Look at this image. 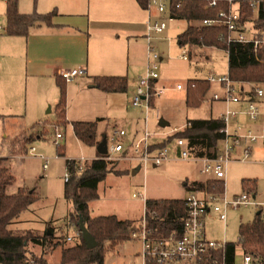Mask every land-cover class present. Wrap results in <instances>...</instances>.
<instances>
[{
    "label": "rangeland",
    "instance_id": "1",
    "mask_svg": "<svg viewBox=\"0 0 264 264\" xmlns=\"http://www.w3.org/2000/svg\"><path fill=\"white\" fill-rule=\"evenodd\" d=\"M1 11L2 0H0V12ZM150 11L157 14L155 8H151ZM160 16L166 19L167 26L163 33L156 35L157 38L152 39L151 44L154 46L155 51L162 57V60L157 63V72L161 82H171V84L173 83V88H175L176 84L180 83L185 89L187 80L190 79V77H216L212 73H217L219 75L226 72L227 54L221 49L191 47L192 54L188 61L179 58L182 50L187 51L189 46H179L176 42L177 35L181 33L187 25L197 27L199 24L198 21L187 22L184 19L174 18L168 20L166 14ZM130 48L131 74H136L142 67H145V71L147 65L145 38H138L134 41V44L130 45ZM121 50L124 56H127V51L129 50L128 45L124 44L123 47L121 45ZM254 84L258 85L264 91V83ZM212 88H214L213 83ZM120 95H122V93H120ZM179 95L182 99L183 92L177 93L174 90H172V92L168 91L165 92L162 99L156 101L155 107L153 106V109L149 111L146 117L147 130L149 132L159 130L160 121L165 122L167 126L165 128L166 130L174 125H182L186 117L194 115L196 110H190L186 114L184 113L182 104H180V100L178 99ZM166 96L167 99H164ZM132 97V93H129L128 98L123 97L120 108L125 110L128 99L131 100ZM174 98H177L176 101ZM73 104V106L79 105V101L76 103L74 99ZM132 109L136 112V120L139 119L143 121L145 119L146 114L143 108L139 107ZM16 110L17 109L10 107L0 108V114L4 115L0 116V154L11 156L10 171L14 178V182L7 188V193L11 194L17 186H25L35 191V195L38 198L31 203L26 210L22 211V218L21 221L17 223V228L20 230H37L41 228L43 220H50L54 224L57 223V226L62 229L55 232V235H51L52 238L50 241L52 246L29 243L27 254L28 257L33 260L43 259L47 264H59L62 247L74 245L79 241V238L74 237L70 241L65 239L67 236H72L74 234L77 226L68 218L69 212L72 211V204L64 198L62 193L65 164L61 157H57V153L58 150L65 147V151L79 158L81 156L85 157L83 153L87 154L88 150H83V148L79 146L69 126L63 127L65 123H59L57 121L55 112L48 113L46 116L48 121L43 123L37 130L31 129L21 134H17V132V136L8 141L9 143L6 142L7 139L4 135H9V137L13 136L12 132L17 131L20 126H13V124L18 121V118L6 117L5 114H7V112L17 114ZM156 110H158V112L160 111L157 115ZM23 111L24 110L21 109L20 113ZM260 112L261 115L257 120H251L247 116L239 114L228 123V129L233 131L235 130L234 128L239 126L240 128L238 127L236 129L240 132H244L242 124L248 125L254 130H258L259 127L261 128V124L264 128V123H262V121H264V97L261 99ZM24 121L26 125L21 128L26 130H29L32 128L31 126L35 124L28 119H24ZM114 123L116 126L115 129L125 130L126 135L123 137L122 142L124 146L127 147L132 137L130 131L131 126L128 124L123 125L122 122L117 120H115ZM252 128L251 130H253ZM99 129L103 131L105 129L104 124H100ZM115 129H112V133L107 137L108 147L112 144L110 137ZM56 130L61 132L64 136L62 139L58 140V146L54 143ZM109 132L110 130L107 128V133ZM37 136H40V138H37ZM168 137L170 136H166L164 139ZM15 138L20 142L25 139H32V141L26 144L25 150L23 151H19V146L17 145L9 149V144L12 143L11 141ZM101 140L102 138L98 141ZM167 142L170 146L174 143V139L168 140ZM218 144L219 147L222 148L223 143L220 142ZM32 146L36 148L35 153L29 151ZM235 153L236 156H238L239 149H236ZM39 155L49 159L48 167L45 171L42 169V163L38 159ZM106 159L114 163L113 168H115V170L126 167L128 164L131 166V164L135 163V161L129 158V154L124 155L123 152H110L107 154ZM199 168L200 162L198 161L182 159L170 154V157L158 166L153 167L150 165L147 167H140L138 169L139 172L134 176L129 172V175L114 181L115 177L109 175L105 178L104 182L99 184L97 189L98 197L90 203L89 212L94 215L116 214L122 217L140 218L144 214L142 207L143 200L140 196L133 197L132 194L141 191L142 185L145 187V196L148 198H183L186 195L185 183H187V180L204 177V175L199 172ZM222 180L224 183V193L227 196L234 194L239 195L246 191L250 194H255L258 200H264V145L261 144L260 141L255 143L251 158L247 161L231 160L227 165L226 174ZM242 180H247L246 183L248 184L244 185ZM253 182L256 184V188ZM107 185L113 186L107 187ZM256 212V208L249 206L229 208L226 213L225 225L217 214H208L205 219V232L207 238L210 240H225L227 242L236 243L239 238L238 228L240 223L245 224L251 222ZM141 221L142 217L139 221L137 220V225H139ZM33 234L42 236L44 233L39 232L38 234ZM141 249L142 245L139 240L131 239L124 241L116 245L113 249L106 251L104 264H142Z\"/></svg>",
    "mask_w": 264,
    "mask_h": 264
},
{
    "label": "crops",
    "instance_id": "2",
    "mask_svg": "<svg viewBox=\"0 0 264 264\" xmlns=\"http://www.w3.org/2000/svg\"><path fill=\"white\" fill-rule=\"evenodd\" d=\"M9 3L15 4L17 11L21 14H29L32 12L45 14L54 10L55 15L51 18V24L48 25L44 22L36 23L29 29V32L26 36L9 35L4 31L6 26L5 10ZM156 13L157 14H155V12H151L150 10L143 9L136 0H2V11L0 12V108L10 107L17 109V114L7 112L5 116L18 118V121L15 122L13 126H20L18 127L17 131L12 132L13 136L9 137V135H4V137L7 139L6 142L17 136V132V134H21L22 132L30 131L31 129L37 130V128L42 126L43 123L48 121L46 119L48 113H56L55 105L59 99V88L56 80H62V72L75 68L83 69L85 72L84 74L79 75L70 81H66L65 83L66 106L65 124H63V127L69 126L79 146L83 148V150H88L87 154L83 153L87 161L97 157L98 152L96 146H88L78 140L73 133L71 125L72 122H91L100 119L97 122V141L103 137H106L107 141V137H109V135L112 133L111 130L116 128L114 123L115 120L122 122L123 125H130L132 136L138 137L141 135L143 129L145 127L147 128L146 117L149 111L153 109L156 101L162 99L165 92H172V90L177 93L183 92L182 99L180 95L178 96V99L180 100L179 102L182 104L183 111L186 114L190 110H196L194 115L186 117L185 122L180 126L174 125L165 130L167 127L165 124L164 127L160 126L159 130L151 132V141L156 144L166 140L164 139L166 136H172L174 134L172 131L174 128L184 129V126L189 119L220 118L227 108L242 111L245 107L244 102L230 103L227 105L222 101L212 100V95L214 93H221V88L217 83H213L214 88H212V83L209 82V88L206 91L199 106L188 107L186 105L187 84L185 89L183 86L181 89H176L173 88V83L171 84V82H161L159 78L156 83L158 86H164L166 84H171V86H169L164 91L161 97L151 100L150 109L148 112L146 113L143 110L146 114L143 121L135 119L136 112H134V109L132 108L139 107H133L131 105V100L128 99L125 110L120 108L121 101H123L122 98H128L129 93H132V95L135 94L137 79L143 76V74L146 72V70L144 71L145 67H142L136 74H131L132 65L130 63L129 54L131 49L130 45L134 44V41L138 38L143 37L146 40L147 49V23L150 19L160 16L157 11ZM155 38H157V36L153 37V39ZM124 44L128 45L129 47L127 56H124V53L121 50V45L123 47ZM185 46H189L187 50L189 59L190 55L192 54L190 49L191 47L215 48L194 45L190 43L184 45V47ZM224 51L227 54V51ZM160 60H162V57ZM227 70L225 73L219 75L227 74ZM212 74L214 76H219L217 73ZM97 76H125L127 79L126 92L120 95V93L104 92L98 89L94 81V78ZM208 78L209 76L190 77L188 80H207ZM237 84L242 90V96L245 99L253 96L252 91L254 87H259L254 83L237 82ZM262 98L259 99L260 107ZM74 99L76 100V103L79 101V105L73 106ZM164 99H167V96ZM176 99L177 98H174L175 101ZM21 109L24 110L22 113H20ZM159 112L156 110V115ZM0 116L4 115L0 114ZM24 119H28L35 124H33V126H31L32 128L29 130L23 129L21 127H25L24 125H26L24 123ZM100 124H104L105 126L103 131L99 129ZM242 126L244 131L246 128H252L245 124H242ZM107 128L110 130L109 133H107ZM262 129L263 125L261 124V128L259 127L258 130L261 131ZM258 130H254V132H259ZM37 138H40V136H37ZM220 142L221 141L218 143ZM260 143L262 144L261 141ZM170 148L171 155L178 157L177 149L175 148L174 143L170 145ZM60 150L64 153V156L57 155V157H61L64 161V164L66 159H77L76 156H72L67 151H65V147ZM0 156L6 158L4 164L8 168L9 173L12 175L10 171L11 156H5L1 154ZM38 159L43 164V160L39 157ZM191 160L196 161L193 159ZM127 166L118 170H115L114 168V171L108 173L106 177L112 175L115 177V181L118 178L129 175V172L133 176L139 172V170H136L134 173H132V171L136 169L137 166H139L137 162L131 164V166L130 164ZM104 180L101 182H104ZM208 180L212 181L217 179L204 175V177L200 179L194 178L187 180V184H190L194 181L205 182ZM101 182L98 183V186ZM112 186L113 185H107V187ZM20 187L27 189L30 193L35 195L34 190H30L25 186H17L12 193H14ZM254 187L256 188L255 183ZM141 191L144 192L145 199H153L145 196L144 185H142ZM188 191L190 190L186 189V193ZM197 192H200V194L206 193L205 191ZM92 201L94 200L88 202L89 207ZM144 205L145 203L142 201L143 210ZM22 214L23 212H21L19 216L15 218L8 226L9 230H11L16 235H22L26 231L37 234L39 232H43L55 235V232L62 229L61 227L57 226V223L54 224L50 220H43L41 228L37 230H20L17 228V223L21 221ZM90 215L99 216L91 214V212ZM113 215L119 219L132 220L136 225L138 224L136 223L137 220L139 221L141 217H143L141 216L140 218H131L118 216L116 214Z\"/></svg>",
    "mask_w": 264,
    "mask_h": 264
},
{
    "label": "trees",
    "instance_id": "3",
    "mask_svg": "<svg viewBox=\"0 0 264 264\" xmlns=\"http://www.w3.org/2000/svg\"><path fill=\"white\" fill-rule=\"evenodd\" d=\"M143 8H147V0H136ZM177 5H179L177 7ZM224 4L210 7L209 0H172L171 13L176 19H184L187 22L202 19L215 18ZM241 13L243 20L251 16V8L242 0ZM55 11L40 14L32 12L21 14L17 11L15 4L6 6L5 33L9 35L26 36L29 29L36 23L44 22L51 24V18ZM264 26V22H262ZM215 47L226 50L228 57L227 74L234 82L264 83V43L256 48L251 43L230 44L226 41V32L223 27H195L187 25L185 30L177 36V44H186ZM57 79L59 88V99L55 105L57 121L65 123L66 86L65 79ZM95 85L104 92L124 93L127 90V79L125 76H97L94 78ZM209 88L208 80H188L186 105L188 107L199 106L206 91ZM72 122L73 133L78 140L88 146H97L100 141L96 140L97 122ZM188 126L183 131L177 132L153 147H159L166 141L174 138H184L191 157L213 158L216 156L218 142L224 138L221 131L225 124L221 118L189 119ZM32 139L22 142L17 138L12 140L8 146H19L18 150H25L26 144ZM17 149V148H16ZM58 156H64L58 150ZM107 155L97 153V157L86 163L84 171L71 175L64 183V198L72 204V211L68 218L78 225L81 218L93 236L97 245L88 249L80 235L79 241L71 246H63L61 249L59 264H104V256L107 250L116 245L133 239L132 233L141 230L140 225L128 219H119L115 215L91 216L88 202L98 197V183L105 179L106 175L114 171L113 162L108 161ZM5 157H0V264H47L43 259H31L27 254L29 243L52 246L51 235L44 233L42 236L26 232L23 235L13 234L8 226L33 203L37 197L27 189L20 187L14 193H7V187L13 183V176L4 164ZM69 160H65L68 166ZM69 166L72 165L69 164ZM247 185V180H242ZM254 183V182H253ZM187 190L205 191L206 193L223 192V182L220 180H208L205 182L194 181L185 183ZM185 216V205L183 198L170 199H146L143 218L147 236L152 239H165L173 235L179 237L183 230V218ZM239 241L245 252L259 256L264 263V221L260 214L256 213L249 223H240ZM135 240V239H133ZM234 243L228 242L224 259L226 264H233ZM148 264H155L149 262Z\"/></svg>",
    "mask_w": 264,
    "mask_h": 264
},
{
    "label": "built area",
    "instance_id": "4",
    "mask_svg": "<svg viewBox=\"0 0 264 264\" xmlns=\"http://www.w3.org/2000/svg\"><path fill=\"white\" fill-rule=\"evenodd\" d=\"M8 1V0H6ZM172 0H147V10L155 8L159 15L166 14L168 20L176 19L171 13ZM251 8L252 14L246 20H243L241 13L242 0H209V6L213 7L220 2L224 7L220 8L215 18L199 20L197 27H223L226 32V41L228 44L232 42L237 43H251L254 48L264 43V0H243ZM179 5H177L178 7ZM167 26L165 18L158 16L152 18L147 23V67L143 76L137 79L136 91L131 99L133 107H141L147 113L150 109V102L152 99L159 98L164 91L171 86L166 84L158 86L157 80L159 78L157 69L158 61L161 56L155 51L151 45V40L154 36L161 34ZM180 58L188 60V52L182 50ZM84 70L80 68L71 69L61 73V77L65 81H70L73 78L84 74ZM211 83H217L221 88V93H214L212 100L222 101L229 105L230 103L244 102V109L242 111L227 108L221 115V120L225 126L221 130L224 132V138L220 141L223 143L222 148L217 146L216 156L213 158L202 157L195 158L189 155L186 141L184 138H174V145L177 149L179 158L193 159L200 162L199 172L203 175L210 176L214 179L223 182L226 174V168L231 160L247 161L251 158L253 146L258 141L264 145V128L261 132L256 133L251 129H246L244 132L235 129L230 131L228 123L239 114H244L251 120H257L261 115L259 99L264 96V91L260 87H254L252 97L245 99L242 96V90L239 88L237 82L231 80L228 74L219 75L216 77H209L207 79ZM176 89H181L180 83L175 85ZM264 123V121H263ZM186 123L184 128L188 126ZM184 129L174 128L173 133L183 131ZM124 129H115L110 137L112 142L108 147V153L129 154V158L137 162L140 167L158 166L170 157L171 148L166 141L159 147H153L155 143L151 141L152 133L145 127L138 137L132 136L130 144L125 147L122 139L125 137ZM54 143L58 146V140L63 137L62 133L55 131ZM236 149H239V154L236 156ZM29 151L35 153V148L30 147ZM107 153V154H108ZM236 156V157H235ZM235 157V158H234ZM39 158L43 160L42 169L46 170L49 159L42 155ZM68 166H65V173L63 175V182L66 183L71 175L81 174L87 162L83 156L77 159H68ZM69 164L72 165L69 166ZM133 197L140 196L142 200L146 201L143 191H138L132 194ZM185 205V216L183 218V230L179 237L169 236L165 239H152L147 236L145 229V219L142 217L140 222L141 230L133 232L132 238L141 241L142 249V264L154 262L155 264H226L224 253L226 251L227 241L210 240L205 233V219L210 212L217 213L219 218L225 223L226 213L229 208H237L239 206H249L257 209L258 214L261 215L264 221V200H258L255 194H250L244 191L228 197L223 192L221 193H201L190 190L183 198ZM80 238V232L76 228L72 236H67L65 239L70 241L72 238ZM234 257L233 264H264L262 259L252 253L245 252L241 246L239 238L234 243Z\"/></svg>",
    "mask_w": 264,
    "mask_h": 264
},
{
    "label": "water",
    "instance_id": "5",
    "mask_svg": "<svg viewBox=\"0 0 264 264\" xmlns=\"http://www.w3.org/2000/svg\"><path fill=\"white\" fill-rule=\"evenodd\" d=\"M159 125L164 127L165 123L163 121L159 122ZM97 152L101 155H107L108 153V148H107V141H106V137H103L102 140L97 144L96 146ZM140 168V166H137L136 169H134L132 171V173H134V171L138 170ZM77 228L80 232V235L85 243V246L88 249L94 248L97 245V242L95 241V239L93 238V236L90 234V232L88 231V229L86 228L83 220L81 218H79L78 221V225Z\"/></svg>",
    "mask_w": 264,
    "mask_h": 264
}]
</instances>
